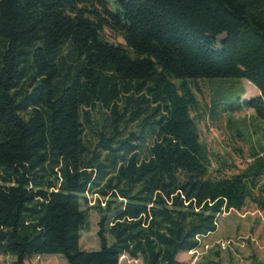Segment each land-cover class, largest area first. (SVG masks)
<instances>
[{"label": "trees", "instance_id": "1", "mask_svg": "<svg viewBox=\"0 0 264 264\" xmlns=\"http://www.w3.org/2000/svg\"><path fill=\"white\" fill-rule=\"evenodd\" d=\"M220 78L264 120V0H0V257L182 264L219 216L264 210V146L211 170L191 116L189 83Z\"/></svg>", "mask_w": 264, "mask_h": 264}, {"label": "rangeland", "instance_id": "2", "mask_svg": "<svg viewBox=\"0 0 264 264\" xmlns=\"http://www.w3.org/2000/svg\"><path fill=\"white\" fill-rule=\"evenodd\" d=\"M103 37L111 44H124L109 29L103 31ZM189 84L198 102L191 116L197 122L200 141L211 153L210 169L223 166L226 176L242 171L250 163V147L264 146V120L256 117L251 109L231 111L229 107L258 96V90L246 80L235 78L198 79ZM93 121L94 130H99L95 115ZM97 221V213L89 211V224L80 234L81 251L100 249ZM177 260L182 264H264V210L249 201L241 211L224 213L217 218L215 232L201 238L196 251L180 254ZM0 264H13V259L0 257ZM25 264L67 262L60 255H46L32 257ZM119 264L142 262L122 256Z\"/></svg>", "mask_w": 264, "mask_h": 264}, {"label": "built area", "instance_id": "3", "mask_svg": "<svg viewBox=\"0 0 264 264\" xmlns=\"http://www.w3.org/2000/svg\"><path fill=\"white\" fill-rule=\"evenodd\" d=\"M93 201V200H92ZM93 203H90V205H92Z\"/></svg>", "mask_w": 264, "mask_h": 264}, {"label": "crops", "instance_id": "4", "mask_svg": "<svg viewBox=\"0 0 264 264\" xmlns=\"http://www.w3.org/2000/svg\"><path fill=\"white\" fill-rule=\"evenodd\" d=\"M187 254V253H186ZM182 263V262H181Z\"/></svg>", "mask_w": 264, "mask_h": 264}]
</instances>
